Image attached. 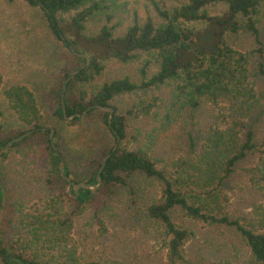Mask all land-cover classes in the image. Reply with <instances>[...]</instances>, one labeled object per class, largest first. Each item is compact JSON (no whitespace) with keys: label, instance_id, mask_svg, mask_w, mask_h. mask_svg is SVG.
<instances>
[{"label":"trees","instance_id":"obj_1","mask_svg":"<svg viewBox=\"0 0 264 264\" xmlns=\"http://www.w3.org/2000/svg\"><path fill=\"white\" fill-rule=\"evenodd\" d=\"M25 1L40 8L48 27L68 52L60 80L48 92L53 117L67 119L61 94L70 78L64 93L66 116H73L76 123L82 116L99 114L113 145L91 159L92 172L87 178L70 179L68 193L60 171L65 157L57 143L58 129L53 132L52 144L53 128L43 124L37 98L27 86L16 84L4 90L20 127L0 125V151L30 131L10 148L27 146L34 152L46 192L17 209L7 225L10 233L3 218L0 184V264H79L74 216L86 205L101 204L102 197L127 186L133 177L150 179L157 185L159 196L146 206L145 213L163 232L167 264H195L186 258V246L194 232L174 220L176 211L205 227L233 228L249 249L247 264H264V150L260 149L264 148V139H257L254 122L260 106L257 84L264 83V42L259 28L264 0H187L172 7L154 2L155 15L148 13L141 19L135 13L122 33H116L119 24L108 25L112 16L106 15V0ZM220 2L226 4V10L211 15L208 6ZM70 13L74 15L66 19ZM104 14L106 22L96 32L87 33L86 23L102 20ZM238 35L252 39L251 53L236 47ZM141 56L146 61L140 70V83L128 77L102 81L104 61L127 64ZM150 69L154 72L149 76ZM164 84L172 91L163 126L187 115L193 119L205 104L216 114L215 122L207 124L199 137L189 131L185 152L159 166L149 147L130 148L124 143L126 116L115 111L108 122L109 112L102 107H112L117 96ZM153 101H142L139 110L148 113L155 106ZM255 152L260 153L259 161L249 172L263 201L253 207L252 215L242 224L229 214L227 181L238 164ZM64 174L71 177L67 166ZM97 175L100 185L91 189L98 184ZM95 214L103 231L105 223Z\"/></svg>","mask_w":264,"mask_h":264},{"label":"rangeland","instance_id":"obj_2","mask_svg":"<svg viewBox=\"0 0 264 264\" xmlns=\"http://www.w3.org/2000/svg\"><path fill=\"white\" fill-rule=\"evenodd\" d=\"M97 1V0H96ZM154 2L172 7L187 0H106L109 8L106 15L112 19L108 25L119 24L116 33H122L132 22L136 13L141 19L154 13ZM226 10L223 2L211 4V15H220ZM261 39L264 42V7ZM74 13L65 15L66 19ZM86 23V32H96L105 22V14ZM236 47L250 51L253 41L247 35H238ZM67 50L54 36L43 12L25 0L8 2L0 0V125L12 129L20 127L14 112L9 108L4 90L12 85L27 86L36 96L46 127L58 129V145L65 157V167L70 170L73 180L87 178L92 169L90 161L100 156L104 149L113 145V139L99 114L93 113L76 123L72 118L65 121L53 117V107L48 92L56 85L66 65ZM253 56V54H251ZM145 56L133 62L122 64L116 60L104 61L102 81L128 77L140 83L141 67ZM154 72L150 69L148 75ZM90 92V88L86 87ZM83 90V89H82ZM172 87L168 84L139 89L117 96L111 105L113 113L126 116V138L124 143L130 148L149 147V153L157 165H164L186 149L189 131L196 138L207 124L215 122V114L210 105L201 107L195 117L187 115L163 126ZM259 108L256 111V136L264 139V83L258 82ZM156 100L148 113H142L138 104ZM154 102V101H153ZM116 108V109H115ZM218 113V112H217ZM2 148L0 151V184L3 188V218L7 227L18 208L28 206L46 192L42 183V171L36 162V155L27 146ZM264 150V148H260ZM259 152L249 155L238 164L234 174L227 181L230 197L229 214L242 224L248 221L253 207L263 201L262 192L251 182L250 169L256 167ZM127 186H122L114 194L102 197L101 204L86 205L74 216V238L78 247L79 264H167L163 245V232L158 224L145 213L146 206L158 198L155 182L142 177H133ZM73 207H68L71 210ZM104 221V230L97 222L96 214ZM174 220L188 226L194 237L187 243L186 258L195 264H247L249 249L236 230L223 226L205 227L189 221L174 212ZM12 232L11 227L8 229Z\"/></svg>","mask_w":264,"mask_h":264},{"label":"water","instance_id":"obj_3","mask_svg":"<svg viewBox=\"0 0 264 264\" xmlns=\"http://www.w3.org/2000/svg\"><path fill=\"white\" fill-rule=\"evenodd\" d=\"M68 80H70V78H68V79L65 81V83L63 84V87H62L61 103H62V107H63V115H64L67 119H70V118H72L73 116H68V117L66 116L65 105H64V93H65V90H66V83H67ZM102 109L107 110V111L109 112L108 122H110V121H111V118H112V115H113V108H112V107H102ZM50 132H51V133H50V140H51V142H52V144H53V132H54V129H51ZM29 133H30V131L24 133L23 135H21V136H19V137H17V138H14L12 141H10V142L7 144V146H10L13 142H17V141L21 140V138H23L24 136H27ZM114 149H115V148H114ZM106 159H107V157H105V158L103 159V164L105 163ZM64 170H65V163H64L63 160H61V163H60V171H61V174L63 175V177H64V178L66 179V181H67L66 190H67L68 193H71V192H70V190H71V180H70V178H69L68 176H66V175L64 174ZM97 178H98V184L95 185V186H91V187H90L91 189H96V188L100 185L99 175H97ZM81 185L87 186V185L84 184V183H82ZM78 187H79V185H76V186L74 187V191H75V192L77 191Z\"/></svg>","mask_w":264,"mask_h":264}]
</instances>
